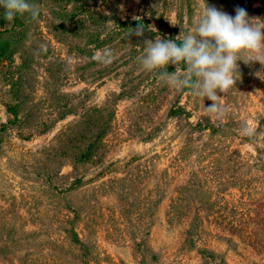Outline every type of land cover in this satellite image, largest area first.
I'll use <instances>...</instances> for the list:
<instances>
[{"label": "rangeland", "instance_id": "1", "mask_svg": "<svg viewBox=\"0 0 264 264\" xmlns=\"http://www.w3.org/2000/svg\"><path fill=\"white\" fill-rule=\"evenodd\" d=\"M30 3L0 8V264H264V64L238 55L217 115L159 78L183 63L140 62L207 0ZM208 3L264 20V0Z\"/></svg>", "mask_w": 264, "mask_h": 264}, {"label": "clouds", "instance_id": "2", "mask_svg": "<svg viewBox=\"0 0 264 264\" xmlns=\"http://www.w3.org/2000/svg\"><path fill=\"white\" fill-rule=\"evenodd\" d=\"M0 8L8 22L25 13L32 19L40 15L30 0H0ZM144 31V25L138 23L128 35L143 36ZM242 52L255 54L250 61L264 64V20L250 17L242 7H237L233 16L210 6L207 0L194 32L187 31L179 44L170 39L146 40L140 62L148 72L183 63L187 75L161 71L159 78L170 87L188 88L194 95L211 100L208 112L222 115L218 91L225 93L236 84L238 62L243 60L238 55ZM110 55L105 50L103 56L94 55L93 59L107 62ZM243 134L252 136L254 131L245 125Z\"/></svg>", "mask_w": 264, "mask_h": 264}]
</instances>
